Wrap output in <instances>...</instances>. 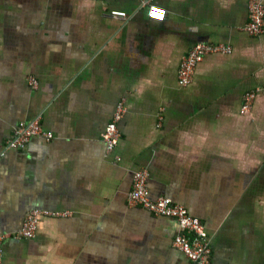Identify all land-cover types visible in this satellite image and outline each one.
Segmentation results:
<instances>
[{
	"label": "crops",
	"instance_id": "obj_1",
	"mask_svg": "<svg viewBox=\"0 0 264 264\" xmlns=\"http://www.w3.org/2000/svg\"><path fill=\"white\" fill-rule=\"evenodd\" d=\"M248 3L0 0V150L20 120L40 115L53 134L0 155L2 264H191L172 245L175 221L128 204L138 169L152 200L204 224L211 264H264V91L239 112L264 84V32L243 30ZM206 44L230 53L208 55L180 88L182 58ZM120 101L107 154L101 134ZM34 208L55 215L33 239L14 237Z\"/></svg>",
	"mask_w": 264,
	"mask_h": 264
},
{
	"label": "built area",
	"instance_id": "obj_2",
	"mask_svg": "<svg viewBox=\"0 0 264 264\" xmlns=\"http://www.w3.org/2000/svg\"><path fill=\"white\" fill-rule=\"evenodd\" d=\"M138 1V0H137ZM146 2H142V5ZM109 16L115 19H126L123 12L111 11ZM146 16L149 20L162 22L166 16V11L157 6H148ZM244 32L250 36H259L264 32V0H249L247 7V23ZM228 54L230 48L225 45H197L192 48L181 60L178 70V85L180 88H187L192 84L195 70L203 60L211 54ZM30 85L36 86V82L31 79ZM264 91V84L255 87L251 91L244 93L241 99L239 112L245 114L249 111L251 102L256 94ZM126 113L123 101H120L112 115L110 122L105 126L101 141L105 146V152L111 153L116 147L120 132L118 123ZM34 135H41L46 140L53 137L51 131L45 130L40 123V115L29 120H20L12 128L10 137L5 141L0 150V155L9 149H22L29 139ZM119 161V158H116ZM148 172L145 169L133 171L131 179V190L128 193V204L140 207L147 212L165 218L172 219L178 226V233L172 240L173 247L182 253L191 264H211L212 241L208 236L204 224L191 217L187 210L180 205H175L165 197L152 200L149 196L147 186ZM55 214L48 213L41 209H30L25 213L20 230L14 237L30 240L34 238L39 220L42 217ZM2 241L0 237V264H2Z\"/></svg>",
	"mask_w": 264,
	"mask_h": 264
}]
</instances>
